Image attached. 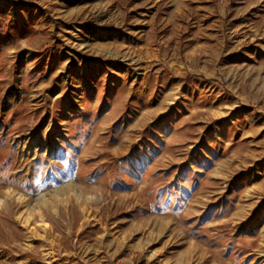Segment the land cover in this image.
Returning <instances> with one entry per match:
<instances>
[{
    "label": "rangeland",
    "instance_id": "obj_1",
    "mask_svg": "<svg viewBox=\"0 0 264 264\" xmlns=\"http://www.w3.org/2000/svg\"><path fill=\"white\" fill-rule=\"evenodd\" d=\"M0 15L41 31L4 51L0 264H264V0Z\"/></svg>",
    "mask_w": 264,
    "mask_h": 264
},
{
    "label": "trees",
    "instance_id": "obj_2",
    "mask_svg": "<svg viewBox=\"0 0 264 264\" xmlns=\"http://www.w3.org/2000/svg\"><path fill=\"white\" fill-rule=\"evenodd\" d=\"M243 1L234 0V5L238 6ZM40 33L41 31L36 29L32 24L24 22L16 15H0V119H2L3 113L7 108L17 107L24 96L23 91H19L15 87L7 86L6 84L5 73L7 65L5 63V48L17 41L30 42ZM52 50L53 47L45 48V52H41L40 54H49ZM44 62L45 60L43 59L41 63L43 64ZM38 70L36 69L32 76H36ZM40 74L41 78H43L44 74ZM5 134V130L0 126V141L5 137Z\"/></svg>",
    "mask_w": 264,
    "mask_h": 264
}]
</instances>
